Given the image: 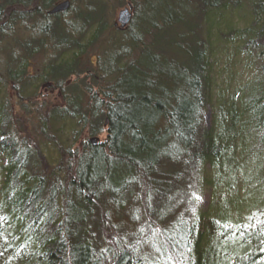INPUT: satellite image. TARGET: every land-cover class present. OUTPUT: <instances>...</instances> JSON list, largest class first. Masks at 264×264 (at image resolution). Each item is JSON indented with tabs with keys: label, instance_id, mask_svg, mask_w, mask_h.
Here are the masks:
<instances>
[{
	"label": "trees",
	"instance_id": "trees-1",
	"mask_svg": "<svg viewBox=\"0 0 264 264\" xmlns=\"http://www.w3.org/2000/svg\"><path fill=\"white\" fill-rule=\"evenodd\" d=\"M64 1L0 0V264H264V0Z\"/></svg>",
	"mask_w": 264,
	"mask_h": 264
},
{
	"label": "rangeland",
	"instance_id": "rangeland-1",
	"mask_svg": "<svg viewBox=\"0 0 264 264\" xmlns=\"http://www.w3.org/2000/svg\"><path fill=\"white\" fill-rule=\"evenodd\" d=\"M71 1L73 2V6H75V9L77 7L81 6L82 0H71ZM98 1L101 4H104V3L106 5L109 4L110 8L108 10L109 13L107 15H108V18H109L108 19L109 23L112 26L114 24L115 25L117 24L119 16H120L119 14L121 13V11L124 10L125 8L129 7V4H128L127 0L125 2H124V0H122L123 2L120 3V4H118V2H116V0H98ZM99 8H101V7H99ZM117 26H118L117 28L119 30H124L125 29V28H122L120 25H117ZM110 36H111L110 33H106L104 35V37H110ZM42 59L39 58L37 60L38 66H40L41 63L44 61V59L43 60ZM94 59H95V56H94ZM5 60H6L5 55L4 54L0 55V64L1 65L5 62ZM221 65H222L221 66V70H222L225 65H224L223 62L221 63ZM243 67H244V65L243 66L241 65L237 69V75H238L239 79H242V81L247 80L248 77H250L251 72H252V70H245L243 72ZM224 73L225 72H223L222 76H224V78L228 77V75H226ZM71 82H72V80H71ZM71 82H69V83H71ZM69 83H68V85H69ZM61 92H63V88L56 90L53 86H49L48 85V87L46 86L45 88H42L41 91H40V94L43 95V96L38 99V100H40V101L37 102V106L38 107H36L35 105H33L31 107L33 109L38 108V111H41V110L45 111L46 110V108H45L46 105H50V104H53V105H56V106L62 105L63 104V99H62L63 95L61 94ZM49 95H51L52 98H49ZM16 108H17V110L20 109L19 113H20V116H21L23 114L22 111H24V110L21 109V108H18V107H16ZM37 112H35V115H37ZM32 117H34V114H32ZM26 119H27L26 115L25 116L23 115V116L20 117V121H22V123L24 124L20 128H24V130H27L30 127L31 129L34 130L35 128H34V125H33V120H30L29 121V127H26L28 125ZM210 119H211V113L208 112L206 114V116H205V120H206L205 125L207 127L210 125V122H211ZM105 125L107 126V123H105ZM29 138L31 140L29 143H31L36 149L40 150V147L37 148V145H36L35 141L31 137H29ZM104 138H105V136L103 137V139ZM94 140H96V141L94 142ZM94 140L91 141L93 144L97 143L99 139L97 138V139H94ZM100 140H101V138H100ZM41 149H42L41 153L43 152L42 154H44V156L46 157V160H48L49 162L55 163V162L58 161V159L62 160V159L59 158L60 155L54 149H51V148L48 149L47 147H41ZM258 176H261V177L263 176V178H264L263 169L259 171ZM237 181H238L237 182L238 184H236L234 186V190H233V192H231V194L233 196H236V197L240 196V199H242L243 197H246L248 199L249 198H255V199H257V202L260 205H264V186H263L264 185V181L256 184L255 187L251 188L249 190V193L247 194V196L245 195V191L242 190L243 184L239 183V179ZM199 185L200 184L195 185V188L193 190V197H195V202H196V205H195L196 207L195 208H197V210L202 209V211H204V210L207 209L208 205L214 203L215 199L212 198V196H210L211 192L209 190H202ZM228 193L226 195L224 192L219 190L217 196L218 197H219V195H222V196L217 198V202H220L221 199H224V200L228 199L229 201H231L232 198L229 199ZM249 201H250V199H249ZM232 205L233 204H232V201H231V206ZM246 208H247V205H246V207L244 205L242 209H240V208L237 209V207L235 208L234 206H232V208H231L232 217L234 219H239L240 218V219H242L244 221L250 220V217L248 216V212H247ZM260 215H262V213Z\"/></svg>",
	"mask_w": 264,
	"mask_h": 264
},
{
	"label": "water",
	"instance_id": "water-1",
	"mask_svg": "<svg viewBox=\"0 0 264 264\" xmlns=\"http://www.w3.org/2000/svg\"><path fill=\"white\" fill-rule=\"evenodd\" d=\"M69 5H70L69 1L60 3L59 5L55 6V9L51 11L49 14L55 15V13H65L69 9L70 7ZM119 15L120 16H119L117 25H120L122 28L128 27L133 17L132 6H129L128 8H125L124 10H122ZM95 141L96 140H94V142Z\"/></svg>",
	"mask_w": 264,
	"mask_h": 264
}]
</instances>
